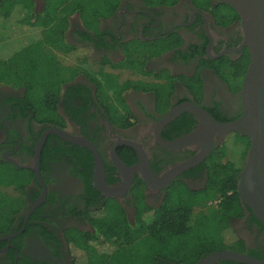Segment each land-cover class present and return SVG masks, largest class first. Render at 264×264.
Listing matches in <instances>:
<instances>
[{"label": "flooded vegetation", "instance_id": "af4514ba", "mask_svg": "<svg viewBox=\"0 0 264 264\" xmlns=\"http://www.w3.org/2000/svg\"><path fill=\"white\" fill-rule=\"evenodd\" d=\"M45 1L28 0L33 15L44 14ZM82 8L67 18L62 17L67 10L54 11L49 28L54 31L52 37H61L69 48L54 51L59 64L77 70L61 86L55 115L48 119L51 122L37 120L23 88L0 84V164L27 176L24 205L8 233L0 234V264H73L69 238L93 233L91 219L103 214L107 203L118 206L134 227L136 213L142 208L159 209L174 186L183 185L198 196L205 194L216 153L230 146L229 156L220 162L237 163L244 148L236 142V134L216 135L210 138L212 148L202 162L166 185L159 180L205 148L202 142L164 148L158 132L161 141L172 142L198 126L185 112L158 130L166 114L185 104H195L222 124L241 114L239 91L232 90L236 78L230 69L246 49L239 50L243 38L232 8L216 0H178L172 6L101 0L95 12L85 4ZM30 29L35 31L26 35H43L47 28L41 22ZM54 131L93 144L102 157L106 184L119 189L114 197L102 196L93 187L91 153ZM126 143L137 145L145 161L138 165L136 153ZM38 147L43 187L31 171ZM113 149L129 169L144 172L148 164L154 175L149 186L134 173L128 188H123L128 173L114 166ZM219 204V198H201L195 209H214ZM240 206V213L230 219L231 232L225 239L239 241L243 254L264 260V225L241 202ZM13 234L17 235L9 241L4 239Z\"/></svg>", "mask_w": 264, "mask_h": 264}, {"label": "trees", "instance_id": "16d2710c", "mask_svg": "<svg viewBox=\"0 0 264 264\" xmlns=\"http://www.w3.org/2000/svg\"><path fill=\"white\" fill-rule=\"evenodd\" d=\"M51 1H45L42 16L32 14L28 0L0 1V35L6 38L3 40L0 37V84L23 88L27 106L40 122H51L48 119L55 115L61 86L73 79L77 72L60 65L56 60L55 50L68 51L69 48L64 46L61 37H52L51 33L54 31L49 28L55 20L54 11L67 10L62 16L67 18L73 12L82 11V5L85 4L95 12V7L99 6L101 0H60L55 4ZM141 1L148 6H172L178 0ZM2 21L6 22L3 24ZM41 22L47 28L43 35H26L35 31L30 26H38ZM248 62L249 55L245 50L243 57L231 65L230 70L236 78L232 87L234 92L240 90ZM223 78L226 79V76ZM170 92L169 89L168 94ZM236 137V142L244 147L237 163L230 160L220 162L221 158L228 155L230 146H226L216 153L209 166L208 185L204 195L206 198H219L217 208L195 209L201 195L178 185L169 190L159 209L154 212L149 208L140 209L134 217L132 227L118 206L107 203L103 208L104 213L91 219L93 233H78L69 238L74 249L73 264H194L212 252L231 250L244 253L242 243L225 239L230 236L231 217L241 211L236 191L238 174L249 148L246 137ZM26 178L23 171L13 167L8 169L0 164V187H13L18 194L9 197L0 193L2 235L8 233L24 205ZM230 192L232 195L228 194Z\"/></svg>", "mask_w": 264, "mask_h": 264}, {"label": "water", "instance_id": "95a60500", "mask_svg": "<svg viewBox=\"0 0 264 264\" xmlns=\"http://www.w3.org/2000/svg\"><path fill=\"white\" fill-rule=\"evenodd\" d=\"M216 1L231 7L237 14L243 38L239 50L245 48L249 55L248 66L239 90L241 114L234 121L224 124L213 120L205 111L195 104L178 106L166 114L159 122L158 130H161L167 123L185 112L196 120L198 126L191 134L178 138L172 142L161 141L160 133L158 132L156 137L160 140V144L164 148L178 149L201 142L204 144L205 148L191 160L172 168L159 180L162 185H166L183 171L202 162L208 156L212 148L211 137L216 135L225 136L231 133L246 137L249 141V148L244 159L243 167L238 175L236 191L239 201L264 225V0ZM54 132L66 142L83 147L91 153L94 160L93 187L100 192L102 196L108 198L114 197L119 189L110 188L106 184L102 157L93 144L82 137L68 136L60 131ZM126 146L136 153L139 161L138 165L145 161L144 158H141V150L137 145L126 143ZM39 151L40 147L37 148L34 157V167L31 168V171L35 173L37 181L43 187L39 172ZM110 156L114 166L119 172L128 173V178H124V189H127L130 185L134 173L139 174L144 183L149 186V181L154 178V175L146 162L145 171L143 172L142 168H139V170H136V167L129 169L117 156L115 149L110 152ZM37 204L35 206H37ZM23 228L24 227L21 228V231ZM16 235L17 234H13L4 239L9 241ZM220 261L235 264H264V260L232 251L210 253L195 264H213Z\"/></svg>", "mask_w": 264, "mask_h": 264}, {"label": "rangeland", "instance_id": "374dc122", "mask_svg": "<svg viewBox=\"0 0 264 264\" xmlns=\"http://www.w3.org/2000/svg\"><path fill=\"white\" fill-rule=\"evenodd\" d=\"M4 22H6V21H2V23L4 24ZM0 37H2L3 38V40H6V38H5V36L4 35H0ZM7 37V36H6ZM27 41H30V39H26ZM7 42V41H6ZM6 42H4V43H6ZM17 43H20V41H17ZM0 44H2V43H0ZM66 61V60H65ZM67 62V61H66ZM65 63V62H64ZM229 154H230V151H228V155H226V157H228L229 156ZM237 154V153H236ZM235 153H233V156L235 157V156H237ZM0 193H7V194H9V195H11V196H13V195H15V196H17V193H14V190H13V188L12 187H10V188H3V187H0ZM200 198H206V196L203 194V195H201L200 196Z\"/></svg>", "mask_w": 264, "mask_h": 264}, {"label": "crops", "instance_id": "0c3cea01", "mask_svg": "<svg viewBox=\"0 0 264 264\" xmlns=\"http://www.w3.org/2000/svg\"><path fill=\"white\" fill-rule=\"evenodd\" d=\"M77 53H78V52H77ZM54 54H55V53H54ZM78 54H79V53H78ZM55 57H56V60L58 61V63H60V62H59V58H58V57H59V55H58V54H56V55H55Z\"/></svg>", "mask_w": 264, "mask_h": 264}]
</instances>
